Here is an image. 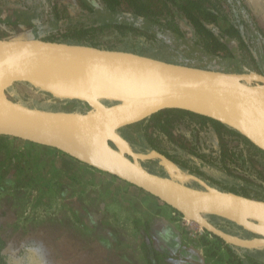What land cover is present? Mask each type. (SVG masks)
Wrapping results in <instances>:
<instances>
[{
    "label": "water",
    "instance_id": "1",
    "mask_svg": "<svg viewBox=\"0 0 264 264\" xmlns=\"http://www.w3.org/2000/svg\"><path fill=\"white\" fill-rule=\"evenodd\" d=\"M22 85L89 109L34 106L19 99ZM167 109L218 121L264 151L263 71L185 65L34 35L0 36V135L56 148L147 191L227 245L264 250V199L214 186L157 149L136 148L129 127Z\"/></svg>",
    "mask_w": 264,
    "mask_h": 264
},
{
    "label": "crops",
    "instance_id": "2",
    "mask_svg": "<svg viewBox=\"0 0 264 264\" xmlns=\"http://www.w3.org/2000/svg\"><path fill=\"white\" fill-rule=\"evenodd\" d=\"M13 1L18 0H0ZM23 1L29 4L35 23L42 17L49 20L38 4H57L63 19L47 23L40 31L45 35L62 30L63 21L82 15L85 7L84 0ZM216 1L225 7L223 0ZM242 1L252 21L250 43L260 55L245 66L264 72V0ZM31 4L40 9L34 7L33 13ZM221 21L225 22L220 19V26L227 28L228 23ZM16 25L21 33L35 26L30 21ZM4 187L18 191L21 201H30L19 211V218L44 221L43 231L26 239L30 245L17 253L16 264H233L219 242L211 240L209 253L207 245L190 237L182 216L159 198L56 148L0 135V195ZM3 218L8 228L16 221ZM82 239H88V245Z\"/></svg>",
    "mask_w": 264,
    "mask_h": 264
},
{
    "label": "trees",
    "instance_id": "3",
    "mask_svg": "<svg viewBox=\"0 0 264 264\" xmlns=\"http://www.w3.org/2000/svg\"><path fill=\"white\" fill-rule=\"evenodd\" d=\"M84 1L85 7L82 8V15L69 16L73 19H70L68 22L66 20L63 21V32L61 29L57 32H52L47 39L61 40L65 36L73 39L74 43H89L106 48H128L148 55L149 51L156 49L163 50L165 46L168 47V44L172 47L179 45V43H175L174 39L173 41L168 39L167 43L163 42L166 38L163 35L169 33L172 34L173 38L175 36L178 37L181 43L182 40L184 43L189 42V49L194 54L196 53V57H214L219 60H225V62L220 64L219 69L237 72L244 71V66L249 63L250 58L257 61L260 56L255 51L254 44L250 43L253 39L251 36L253 32L252 21L247 6L242 0H223L226 4L225 7L216 0H162L165 9L162 10L163 12L155 13H151L146 0H129L130 5L133 7L132 12L121 7L122 0ZM7 2H0V8L4 7L3 9H5L4 11L0 9L1 23L22 24L27 21L29 23L30 21V23L36 24L31 20V14L28 13L31 11L30 7L27 10L24 8V3L28 4L27 2L23 0ZM87 3L92 4V6L87 7ZM31 5L33 13L37 12L33 8L38 5L41 7L42 14L43 12H47L49 20L43 17L40 20L42 22L44 20L45 25L47 23L53 24L63 19L60 18V15L58 16L57 12L60 9L57 4ZM39 6L36 8L40 9ZM99 9L109 13L110 16L101 17L96 21L91 20V23L84 22V14H89L91 11ZM24 14H26L25 17ZM32 16L35 15L32 14ZM18 17H22V20L18 19ZM122 17L128 21L123 22L119 20ZM220 19L228 23L227 28L224 29L220 26ZM137 20L144 22L143 26H141V33L131 30L132 27L138 28ZM79 23L82 25L79 26ZM108 28H112L114 34H111ZM125 28L129 32L124 31ZM96 31H99L101 36ZM90 32L93 34L89 38ZM112 39H117L120 45H104L106 44L105 42ZM222 50H225L226 54L218 52ZM201 67L211 66L204 65ZM41 93L45 95L41 99L42 102L52 104L53 102L63 103V101H66L53 99L48 93ZM68 101L73 102L77 106L86 105L84 110L89 108L86 103L81 101ZM177 120L184 121L186 124L188 123L187 127L189 130L183 131L179 129V133L188 137L189 146L178 143L175 138L173 129H178V127L173 122ZM139 127H142L143 132L139 135V138H135V146L138 150L148 151L157 149L172 158L185 171H192L194 169L195 172L198 171L204 174L201 170L204 168L203 166L208 165L214 168V170H218L231 182V191L264 199V194L260 191H257L256 194L254 192L249 193L250 190L264 191V183H252L242 177H235L228 171L231 168L245 174L251 173L252 175L254 172H257V169L254 167V160H257L264 166L263 160L259 159L260 156L264 158V151L255 147L246 137L237 131L211 118L177 109L163 110L149 119L131 125L129 129ZM150 128H153L151 133H149ZM127 133L129 134V130ZM221 139H226L229 143H234V145L226 149L225 145L221 143ZM165 142L169 145L165 144ZM226 154H229L230 157H226ZM252 154H255V157ZM251 156L254 158L253 161ZM156 168L160 169L161 167L156 165ZM156 168L153 169L156 171ZM7 213L5 211V218L0 215V264H16V260L18 261L16 259L18 258L17 253L28 248L30 243L23 245L19 251L16 248L13 251L7 249L4 237H9L10 228L4 227L1 222L2 218H9ZM213 219L219 225L223 224V222L233 224L220 217H213ZM5 228L6 230H4ZM7 230H9L7 235L2 236L1 231ZM15 232L13 230L11 234L14 235ZM214 238V241L219 242L227 249L231 263L264 264V250L241 251L227 245L218 237ZM200 241L209 247L208 252L211 253V240L207 233L200 238Z\"/></svg>",
    "mask_w": 264,
    "mask_h": 264
},
{
    "label": "rangeland",
    "instance_id": "4",
    "mask_svg": "<svg viewBox=\"0 0 264 264\" xmlns=\"http://www.w3.org/2000/svg\"><path fill=\"white\" fill-rule=\"evenodd\" d=\"M177 1H182V0H177ZM147 5L150 7V11L151 13H155V12H163L162 10L165 9V5L163 3L162 0H146ZM87 7L92 6V4L87 3L86 5ZM121 7L127 11L132 12L133 11V7L130 5L129 0H122V4ZM166 11V10H164ZM64 15H67V12L64 13ZM109 17L110 14L106 13L102 10H94L91 11V13L89 14H84V22L91 23V20L96 21L99 18L103 17L105 18ZM18 19L22 20V17H18ZM123 22H127L128 20H125V18H121L119 19ZM222 25L225 24V22L221 21ZM144 22L141 20H137V25L138 28L136 27H132L131 30H135L136 32L141 33L142 29L141 26H143ZM82 25L79 23V26ZM136 25V26H137ZM19 28V26L17 27ZM109 32L111 34H114L112 31V28H108ZM20 31V29L18 30ZM124 31L129 32L128 29H124ZM21 33V32H20ZM96 33L99 34V36H101V33H99V31H96ZM6 35V33L4 31L1 30L0 28V35ZM93 33H89L88 37L90 38ZM163 36H166V38L163 40V42L168 41V39H170L171 41H175L176 44L179 43V45L172 47L171 45L168 44V47H164L163 50H151L148 52V56H153V57H157V58H161L170 62H177V63H181V64H185V65H192V66H204V65H209V66H213L215 68H219L220 64L222 62H225V60H219L218 58H198L196 57V53L194 54L193 51L191 49H189V42L188 43H184V41L182 40V43L180 40H178L179 38L175 36V38H173L172 34H164ZM63 38H66L65 36H63ZM71 42H74L73 40H71ZM106 44L104 45H115L118 46L120 45V42L117 39H112L109 40L107 42H105ZM170 46V47H169ZM221 54H226L225 50L222 51H218ZM248 53V52H247ZM250 54V53H249ZM252 61V60H251ZM253 63V62H252ZM20 89L24 92V94H26L25 92L28 91H34L33 88L31 87H27L22 85V87H20ZM28 90V91H27ZM40 93V94H38ZM36 97H40L42 96L40 99H36V100H29L31 101V104L34 106H38L40 108H46V109H52V110H63V111H85L84 108L86 105H79L77 106L76 104H74L73 102H69L68 100L63 101V103H58V102H53L52 104L48 103V102H42L41 99H43V97H45L44 94H42L41 92L37 91V94L35 95ZM175 125H177L178 129H173V133L175 135V138L177 139L178 143H183L185 146H189L190 142L188 141V137L181 135L179 133V129L181 130H185L188 131L189 128L187 127V124L184 123V121H174L173 122ZM151 131H153V128H150L149 133H151ZM221 143L225 145L226 149L227 147L229 148L230 146H233L234 143L232 142H228L226 139H221ZM253 157H255V154H252ZM251 156L252 161L254 160V158ZM257 156V155H256ZM226 157H230L229 154H226ZM258 158V156H257ZM254 167L257 169V172H254L256 174L255 178L258 179H262L264 180V173L262 172V165L261 163H259L257 160L254 161ZM230 173H232L235 177L239 176L244 178L245 180L248 181H252L254 178L250 177V176H246L243 174L238 173L237 171H235L234 169L229 168L228 170ZM251 175V174H250ZM256 179H254L255 181ZM8 187H4L3 189H1V195H0V214H2V211H4L3 209H5V211H8V215L11 219H16V221H14L13 223H10L8 226L11 227L9 230L7 231H1V235H7V233L9 232V237L6 238L4 237L6 243H7V249L9 251H13L14 248H16L17 250L21 249L23 245H26L28 242L26 241V239H28V241L30 239H33V237L38 236L37 234H39L41 231H43V220H35V218H33L32 220L27 219V217H25V220L23 217L19 218V211L23 209V205H31L30 201L28 199H24L22 200V196L18 195V191H13L10 190V192L8 191L9 188ZM5 211L3 212L5 214ZM13 214V217H11V215ZM19 222H18V221ZM43 226V227H42ZM6 230V228L4 229ZM15 230L16 232L13 234H11V232ZM70 235L73 234V231H68ZM207 235L209 236L210 240H215L214 236H212L211 234H209L208 232H206ZM83 236V235H82ZM37 238V237H36ZM35 238V239H36ZM81 243H87L88 245V239H82ZM83 246V244H81ZM91 246V244L89 243V247Z\"/></svg>",
    "mask_w": 264,
    "mask_h": 264
},
{
    "label": "flooded vegetation",
    "instance_id": "5",
    "mask_svg": "<svg viewBox=\"0 0 264 264\" xmlns=\"http://www.w3.org/2000/svg\"><path fill=\"white\" fill-rule=\"evenodd\" d=\"M24 8L27 10V9H29V6H28V4H26V3H24ZM2 7V6H1ZM4 7H2V8H0V9H3ZM19 13H21L20 11H19ZM43 24V25H42ZM10 25V26H9ZM14 26H12L11 24H9V23H1L0 22V28H1V30L2 31H4L5 33H6V35L4 34V35H0L1 37H6V36H17V35H22V34H26V35H34L35 37H42V38H45V39H47L48 37H49V35H45V33H42V32H40V31H42L44 28H45V22L43 21H41V22H37L36 24H35V26H33V28H30V29H27V30H25L23 33H18V32H20V31H18L19 29H20V27L19 28H17L18 26L16 25L15 26V24H13ZM39 26V27H38ZM60 40V39H59ZM61 40H64V41H68V42H71V40H73V39H71L70 37H66V38H61ZM89 44V43H88ZM116 49H119V48H116ZM121 50H131V51H134V52H137V53H140V54H144V53H142V52H140V51H137V50H134V49H128V48H126V49H121ZM145 55V54H144ZM19 91H18V95H19V99H24L25 101H27L28 103H30L31 104V101H29V100H36L35 98H37L35 95L37 94V90H35V89H33L34 91H28V92H26V94H24V92L21 90V89H18ZM38 94H40V93H38ZM35 98H34V97ZM42 96H40V97H38L37 99H40ZM74 101V100H73ZM89 109V108H88ZM209 125H211V124H209ZM143 132V129H142V127H139V128H136V129H129V135L131 136V138L133 137L134 139L135 138H139V135L141 134ZM165 144H168V143H166L165 142ZM169 145V144H168ZM169 147V146H168ZM259 159H261V160H263V162H264V158H262L261 156H260V158ZM255 161V160H254ZM255 163V162H254ZM153 168H156V166L155 165H151ZM204 168H202V172L204 173V174H201L200 172H198V171H196L195 172V170L194 169H192V171H187V172H191V173H194V174H196V175H198V176H200L201 178H203L205 181H207V182H209L210 184H212V185H214V186H217V187H219V188H221V189H223V190H231V182H229L228 181V179L222 174V173H220L218 170L216 171V170H214V168H211V167H209L208 165L207 166H203ZM157 170V172L159 173V174H161V175H164L165 174V171L162 169V168H160V169H158V168H156ZM235 171H237L238 173H240V174H243V175H246V176H250V177H253L254 179H256L255 181H254V179L251 181L252 183H259V184H261V183H264V180H262V179H258V178H255V176H256V174L255 173H253L252 175H250V174H245V173H243V172H240V171H238V170H235ZM264 171V166L262 165V172ZM222 174V175H221ZM255 175V176H254ZM239 191V190H238ZM257 191H260L261 193H263L264 194V191L263 190H254V191H252V190H250V194L251 193H253L254 192V194H256V192ZM253 197H255V196H253ZM256 198H259V197H256ZM261 199H263V198H261ZM218 223V222H217ZM223 227H231V228H233V225L232 224H227V223H225V222H223V224H221ZM246 236H253V235H246Z\"/></svg>",
    "mask_w": 264,
    "mask_h": 264
},
{
    "label": "built area",
    "instance_id": "6",
    "mask_svg": "<svg viewBox=\"0 0 264 264\" xmlns=\"http://www.w3.org/2000/svg\"><path fill=\"white\" fill-rule=\"evenodd\" d=\"M181 221L184 224L186 231H187V234L190 237L200 240V238L206 234V231L204 229H202L200 226H198L197 224H195L189 220H186L183 217H182Z\"/></svg>",
    "mask_w": 264,
    "mask_h": 264
}]
</instances>
